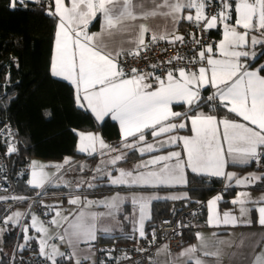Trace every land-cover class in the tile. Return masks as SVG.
<instances>
[{"label":"snow or ice","instance_id":"obj_1","mask_svg":"<svg viewBox=\"0 0 264 264\" xmlns=\"http://www.w3.org/2000/svg\"><path fill=\"white\" fill-rule=\"evenodd\" d=\"M39 4L41 0H8V8L27 7L29 3ZM154 7L145 8L142 0H69L70 6H66L65 0H53L47 8V15L58 20L55 32V52L50 61L49 72L53 77L63 78L74 86L75 104L80 108H86L94 114L97 121H103L110 116L119 122L122 139L127 141L133 138L132 143H126V148H136L143 142V147L138 150L144 153H152L174 144H182L181 152L173 151L167 155L154 156L146 162L137 165V168L150 169L160 165L158 170L147 172H135L119 170V176L112 177L107 173L112 184H140L141 186H156L157 184H169L172 182L184 183V169L190 168L193 173H207L216 177H227L231 180L233 173L224 171L227 164V156H231L233 162L247 163L250 159L259 160L264 152V64L251 67L248 61L255 60L257 53L247 49L255 46L264 47V39L250 33L259 31L264 36V0H236L235 7L229 0H220L219 11L209 15L206 8L211 0H162ZM167 9V11H162ZM185 9L191 11L181 17ZM232 11L236 14L234 24L229 21ZM100 14L103 18L100 33L89 34L86 30L90 22ZM171 17L173 25L179 23L181 18L197 26L202 25L204 30L217 27L218 21L223 24V39L216 46L220 57L214 56V46L207 44L189 61L193 66L199 64L195 70H186L184 67L169 68L156 75L157 64L150 65L153 71H140L131 68L128 72L121 67L120 60L124 56L140 57L141 53L149 49L145 41V34L151 30L145 24L136 28V35L129 43L134 47L125 49L115 45V37L131 32L129 22L137 19H148L155 16ZM242 28L243 31H238ZM181 35H170L167 32L151 34V42L167 40L170 44L183 43ZM194 43L199 44L196 40ZM264 55V51L260 53ZM243 58V62H242ZM173 60L184 61L183 56H174L166 63L171 65ZM18 66V65H17ZM211 87L214 89L207 101H219L226 110L241 117L244 122L239 123L228 119L217 120L216 116L205 115L203 112L188 116L187 112L172 110L174 104L187 105L192 111L199 107L202 100L201 91ZM190 120L191 136L168 135L166 140H157L156 143H147L145 132L150 131L153 138L164 134H171L179 129L187 127L184 119ZM174 121H179L174 122ZM251 125V126H250ZM222 126V127H221ZM81 135L80 151H96V142L100 148L109 146L97 135L88 133ZM159 145V147H157ZM16 151L14 146L8 147V154ZM124 159L123 155H117L110 161L115 165L117 161ZM67 163V158L66 161ZM59 167V166H58ZM264 177L250 175L243 179H236V184L247 185ZM46 174L32 172V179L28 184L34 187H43ZM79 187V185L77 186ZM88 187H94L89 184ZM245 193L238 195L232 201L240 205V215L247 217L251 211L245 205L248 203ZM12 199H24L23 197H11ZM185 197H140L133 198V203H139V236L144 237V221L150 219L147 212L148 202L154 199H183ZM3 199V198H0ZM221 197H214L208 201L211 210ZM79 197L72 198L69 203L78 204ZM91 204L92 202H88ZM119 198H113L105 203L106 208L116 209ZM257 223L264 227V203L257 209ZM21 213H14L5 218L4 223H19ZM104 214L87 215L81 211L73 220L69 221L65 235L69 237L68 243L77 241L91 242L97 239V218ZM112 215V211L108 212ZM59 218V219H58ZM61 220L68 221V217H62L57 211L51 221L59 224ZM167 223V222H166ZM208 225L219 227L223 225L237 226L240 223L251 224L250 219L239 221L236 216L225 212L221 220L219 214H210ZM38 218L32 216V227L38 232H47L41 223L37 227ZM28 227L24 228L27 233ZM105 233L110 229H103ZM153 235H155L153 233ZM197 237L202 239L201 234ZM30 239L27 235L25 240ZM59 239L64 240L62 235ZM46 241L40 240V255L56 264V257L63 256L55 246L52 251L46 252ZM21 248L24 245H20ZM197 249L193 246L184 253L194 254ZM207 255L219 257L220 253L205 252ZM127 258V257H126ZM264 261V253L256 256L255 264ZM79 264V261H77ZM195 264H203L197 258Z\"/></svg>","mask_w":264,"mask_h":264},{"label":"crops","instance_id":"obj_2","mask_svg":"<svg viewBox=\"0 0 264 264\" xmlns=\"http://www.w3.org/2000/svg\"><path fill=\"white\" fill-rule=\"evenodd\" d=\"M53 3V0H51ZM162 0H155V3H161ZM235 2V0H234ZM51 3V4H52ZM142 3L145 8L151 9L154 7L153 0H142ZM66 6H70L69 0H65ZM162 11H167V9H162ZM189 11L194 15L195 10H188L185 9L181 12V17L184 15L189 14ZM98 18V26L96 28H89V25L87 27V31L89 34H97L101 32L102 24H103V18L100 16V14H97ZM182 19V18H181ZM236 14L234 12L233 19L229 21V23H235ZM94 20V19H93ZM92 20V21H93ZM91 21V22H92ZM90 22V23H91ZM179 23L173 25L172 18L165 17V16H155L150 17L148 19H137L134 22H129L128 27L132 28L131 32H125L123 35H117L115 37V45L116 46H122L125 49H130L134 47L133 44L129 43V40L136 35V28L140 24H145L147 27L151 30L149 33L145 34V38L151 39V34L153 32L155 33H161V32H167L170 35H181L179 31ZM58 23V20H57ZM222 28L221 27L219 33L220 37L222 35ZM56 32V29H55ZM257 37L264 39V36H261V33L259 31H256ZM219 37V40H220ZM220 41L216 44V46L219 44ZM215 46L214 48V56L220 57V53L218 51V48ZM256 47V46H255ZM249 51H255L256 49L249 48L247 49ZM55 52V36L53 40V47H52V54L51 58L54 55ZM252 61H248L250 66L252 65ZM243 62V58H242ZM256 67V66H251ZM58 78V77H55ZM64 81H67L63 78H58ZM70 83L69 81H67ZM71 84V83H70ZM73 86V85H72ZM74 88V86H73ZM209 90V96L212 95L214 92V89L211 87L206 88ZM204 90V89H203ZM202 90V91H203ZM201 91V94H202ZM219 103V101H217ZM175 106H181L179 104H174L172 106L173 111L177 112H187V115L190 117L192 115L198 114L200 112H203L205 115H213L217 117V120H223L228 119L230 121L239 122V123H247L242 120L241 117H238L236 114L232 113L234 117H226V116H219L216 113H211L209 111H204L200 107L197 108V111L190 112L188 110L187 105H183L185 107V110L177 109ZM86 109V108H85ZM195 109V108H194ZM90 112V110H88ZM91 113V112H90ZM231 113V112H230ZM92 114V113H91ZM94 116V114H92ZM95 117V116H94ZM111 121H113L118 128L120 141L118 143H110L109 141L105 140L100 136L98 133V137L101 138L106 145H108V148L101 149L99 142H96V151L92 152L91 149L89 151H80V140L81 135L80 134H88V133H95V131H89V132H79L78 138H77V150L78 152L84 154V158L77 160V161H71L70 158H66L57 161V162H50L45 161L46 165L54 168V173L51 175V177L46 179L44 185L49 184V188L51 184L56 183L57 184V191L60 195H66V194H74L79 193L80 195H83L84 197L93 198L98 197L101 194L102 196L104 194L107 195H116L119 198V205L116 215V220L111 223L110 222H104L103 223V229H110V232L105 233L102 231L103 229L100 228V220L102 219V216H98L97 218V239L95 241L91 242H83V241H77L72 244L68 243L69 237L65 235V229L68 228L69 221L73 220L81 211H83L86 216L90 214H103L101 212V208L93 203H88V201H83V203H80L79 205H73L76 207V210H74L70 215L68 216V221H65L61 225V232L65 236V242L68 247L67 254L68 257L66 259H63V263L67 264L68 262H73L74 260H78L83 258L82 261H87L92 259V244L98 243L99 245L106 246L111 242H115L116 239H119L125 235H134L135 240L131 241L129 243H139L143 237L139 236L138 228L135 224L137 218H139V203H133V198H140V197H185L187 196L186 187H187V174L193 173L190 168L185 167L184 169V183H176L172 182L169 184H157L156 186H141L140 184H112L110 183L109 177H105L106 181H104V177L102 176L99 180L98 186L94 188L90 187H84L85 182H91L95 181L96 176L101 174L104 175L106 168H110L111 176L117 177L119 176V170L124 169L125 171H132L134 174L135 172H147L149 170H158L160 165L153 166L150 169H144V168H137V165L141 164L142 162H146L149 159L153 158L154 156L159 155H167L169 152L178 151L182 153L183 156V148L182 144H174V145H168L159 151H154L152 153H144L141 155L139 152V148L143 147V142L138 143L136 148H126L124 145L126 143H132L133 138H128L127 141L122 139L119 122L113 120L110 116H107ZM106 118V117H105ZM184 122L186 123L187 127L184 129H179L174 133L171 134H164L158 138H153L150 135V131L145 132L146 142L147 143H156L157 140L163 141L166 140L168 135H178V136H191L192 132L190 131L191 124L190 120L187 119V117L183 118ZM179 122V121H174ZM251 126V125H250ZM222 127V126H221ZM96 135V134H94ZM159 147V145H157ZM108 156L109 162H104L103 165L99 164V161L102 160L101 157L104 155ZM117 155H123L124 159L117 161L115 165L111 164L110 161L115 158ZM96 156L94 159L92 157ZM261 162L259 164H255L254 159H250L247 163H239V162H233L231 156H227V164L225 166L224 171L226 173H233L234 176L231 180H229L227 177H216L209 175L207 173H193L197 175L207 176V177H216V178H222L223 184L225 185V188H234L235 194L231 198V205H222L221 200L222 196L220 192H213L211 195H209L204 201H205V209L201 213L202 217H199L197 220L195 218V228L194 230H189L185 232L184 234V242L181 246L177 248H171L166 243H162L158 246L156 250L157 254V262L158 264H195V260L199 258L203 261V264H255V258L257 255L264 253V227H261L256 221L258 218L257 209L259 206H261V203H264V184L262 183V180H257L254 183L247 184V185H238L236 184V179H243L245 177H248L250 175H255L257 177H263L264 176V152L261 153ZM91 158V159H90ZM124 160H127L126 163H121ZM34 160L31 161L32 164L36 165ZM253 167L247 169L245 172L237 171L236 169L230 168V166H239V165H248L251 164ZM90 164V165H88ZM38 165V164H37ZM59 166V167H58ZM80 168V169H79ZM73 169H79L77 172V176L75 178H72L68 176V172ZM105 169V170H104ZM109 171H106L108 173ZM29 175V173H28ZM27 175V176H28ZM30 177V175H29ZM71 179H73L75 182L78 180L82 181V184H78L79 187H75L74 189H69L65 186V184ZM29 180V179H28ZM76 185V186H78ZM84 185V186H83ZM106 185V187L104 186ZM31 186V185H30ZM34 187V186H33ZM89 190V191H88ZM245 193L246 196L243 197L248 201V203L245 205L248 209L251 211L249 212V215L247 217L240 215V205L239 204H233L232 201L238 197L239 194ZM45 194V193H44ZM220 196L221 199L217 201L216 205L213 207V209L209 210L208 207V201L212 200L214 197ZM183 198V199H185ZM183 199H169L171 201H177V200H183ZM157 200H164V199H154L148 202V209L147 212L150 215L151 210V204L153 201ZM24 203H27L28 206L31 204L30 199H26L23 201ZM21 202V203H23ZM15 207V206H13ZM11 207L10 209H12ZM29 207V206H28ZM31 207V205H30ZM8 209L6 213L10 210ZM32 209V208H31ZM225 212L231 213L233 216H236L239 221H244L246 219H250L252 221L251 224H243L240 223L235 227H232L231 225H223L221 224L219 227H212L208 225V218L209 215H216L219 214L220 219H223V214ZM5 213V215H6ZM149 219H146L144 223V231L145 230L146 222ZM191 231V232H190ZM201 234L202 239L197 237V234ZM123 239V238H122ZM126 240V239H125ZM195 247L197 251L194 254H187V249L190 247ZM219 252V257L213 256V255H205V252ZM261 264H264V261H261Z\"/></svg>","mask_w":264,"mask_h":264},{"label":"trees","instance_id":"obj_3","mask_svg":"<svg viewBox=\"0 0 264 264\" xmlns=\"http://www.w3.org/2000/svg\"><path fill=\"white\" fill-rule=\"evenodd\" d=\"M45 3V0H41L39 4L30 2L27 7L10 9L7 6L8 0H0V127L9 122L14 129L17 153L9 159V166L14 176L16 193L24 197L36 195L38 192L37 187L27 183L28 171L19 173L23 165L27 164L28 169L31 158L37 157L50 162L64 158H70L71 161L84 158L85 155L77 150L79 132L95 131L110 143L120 141L117 125L113 121L108 117L97 121L87 109L75 104L74 88L70 83L50 75L57 19L47 15ZM97 26L98 18H95L89 28ZM180 27L179 24L181 33ZM220 29L210 30L212 35L218 37V41ZM255 49L257 57L251 66L258 67L264 64V55L260 54L264 47L257 45ZM208 96L209 90L204 89L199 105L202 110L219 116L234 117L219 103L212 105L207 101ZM175 107L185 110L184 106ZM199 107L190 112L197 111ZM126 162L127 160H124L121 163ZM251 167L252 163L230 166L240 172H245ZM222 183V178L188 173L186 198L177 201H153L145 230L148 231L152 223L161 216L169 214L172 207L195 204L199 200H205L213 192L221 193L222 205H231L234 188L221 189ZM262 183L264 184V179ZM50 189L46 187L41 194ZM202 214L196 220L202 217ZM16 229L17 227L4 228L1 234L5 247L12 249L17 238L19 244L21 234L18 237ZM115 243L138 246L122 238L116 239ZM34 244L28 245L22 251H33L36 249ZM16 251L22 252L17 248ZM9 257V252L1 253L0 264H7Z\"/></svg>","mask_w":264,"mask_h":264},{"label":"built area","instance_id":"obj_4","mask_svg":"<svg viewBox=\"0 0 264 264\" xmlns=\"http://www.w3.org/2000/svg\"><path fill=\"white\" fill-rule=\"evenodd\" d=\"M45 7L51 4L49 0H45ZM229 3L235 6L234 0H229ZM220 0H211V3L206 8V12L216 14L219 11ZM186 16V15H184ZM234 11H232L233 19ZM181 33L184 36V42H177L170 44L166 40H159L152 43L151 39L145 38L146 43L149 44V49L141 53L140 57L124 56L120 60L121 67L128 72L131 68H136L140 71H153L150 65L157 64L159 67L155 70L156 75H161L162 72L167 71L169 68L184 67L186 70H195L200 65L193 66L189 61L194 55H197L202 46L212 44L214 47L218 42V37L212 35L210 30H218L223 26L218 21L217 27L204 30L203 26H197L189 21L181 19L180 22ZM199 40L200 43L196 44L194 41ZM174 56L185 57L184 61L173 60L171 65L166 62ZM212 105L217 104V101H212ZM14 146L16 151L8 154V147ZM17 153V141L15 132L9 122H5L0 127V233L4 230L5 213L11 207L25 201L27 198L31 200V207L35 209L42 219L48 215L49 209L39 204V198L42 194L33 196H20L16 193L14 185V176L9 166V159ZM254 159L255 164L261 162ZM27 164L21 166L19 173L27 172ZM221 189L225 188L222 183ZM11 197H23L24 199H12ZM205 209V201L199 200L195 204L185 206H174L170 213L161 216L155 223H152L148 231L145 233L143 239L136 245H123L111 242L106 246L93 243L92 259L81 261L79 264H158L156 250L162 243H166L171 248H177L184 242V234L189 230L195 228V218L198 217ZM167 222V223H166ZM153 233L155 235H153ZM129 242L134 241V235H125L121 237ZM127 257V258H126ZM7 264H48V262L39 254L33 251H16V245L9 257ZM77 264V263H73Z\"/></svg>","mask_w":264,"mask_h":264},{"label":"rangeland","instance_id":"obj_5","mask_svg":"<svg viewBox=\"0 0 264 264\" xmlns=\"http://www.w3.org/2000/svg\"><path fill=\"white\" fill-rule=\"evenodd\" d=\"M236 2V0H235ZM235 7V6H234ZM235 22V21H234ZM230 24H234V23H230ZM238 31H243L242 28H238ZM251 35H255L256 31H253L250 33ZM223 39V28H222V35L220 37V40ZM219 40V41H220ZM93 134H96L97 136L98 133L95 132ZM81 143V140H80ZM110 154L107 153V155H104L101 157L102 160L99 161L100 165H103L104 162H109V156ZM34 160L33 162H35L36 165L32 164L31 161ZM38 164V165H37ZM90 165V164H88ZM80 169V168H79ZM79 169H73L71 171H69L67 174L68 176L75 178L77 176V172L79 171ZM36 171L37 173L43 172L46 174V179L50 178L51 175L54 173V168L46 165L45 161L40 159V158H31L29 163H28V173L30 175H28V179H32V172ZM105 170V169H104ZM106 171H111L110 168H106ZM105 171L104 175H97L95 181H91V182H85V186L84 187H88L89 184L94 185V187L98 186L99 180L100 178L103 176L104 177V181H106V178L108 177L107 173ZM108 172V173H109ZM111 173V172H110ZM107 176V177H106ZM106 177V178H105ZM80 185L82 184L81 180H78L77 182H75L73 179H71V181L69 180L65 186L68 187L69 189H74L75 187H77L76 185ZM49 184L43 185V187H37L38 188V192L37 194H40L42 190H44L46 187H48ZM106 187V185H104ZM51 189L48 191H45V194H42V197L39 198V204L43 207H46L49 209L48 215L45 218H41L40 216H38V213L35 209H33L32 207H30L31 204H29L28 206L26 205L27 203H19L17 205H15V207H13L12 209H10L6 215L5 218L8 216H12L14 213H21L22 215L19 218V223H13V222H8L5 223L4 228H14L17 227L16 229V234L19 237V235L21 234L20 240H19V244H18V238L16 240V242L14 243V246L12 249L7 248L3 245L2 243V234L0 233V256L1 253H5L6 251L9 252V255L12 254L15 245L16 248L18 249V251H22L24 248H27L28 245H32V243H35L34 245H36V249H34L33 251L36 252L37 254L40 255V240L44 239L46 241V252H51L52 251V246H55L58 251L60 253H63V256H57L56 257V264H64L62 261L63 259H66L68 257L67 254V245L65 240H61L59 239L60 236H62V232H61V225L65 222L64 220H61L59 224H52L51 221L53 220V217L56 216L57 211H59L61 213L62 217H68L70 215V213H72L74 210H76V207L71 205L69 203V201L72 198H76L79 197V203H83V201H93V203L95 204V206L97 205L98 207L101 208V212L104 214L102 216V219L100 220V228L103 229V223L104 222H114L116 220V215L117 212L119 211L118 209H109L106 208L104 206L105 203L111 202L113 200V198H118L116 195H107L104 194L103 196L101 194H98L100 196L98 197H93V198H87L84 197L83 195H80L79 193H74V194H64V195H60L57 193V191L55 189H57V184L53 183L50 185ZM94 187H90V188H94ZM89 191V190H88ZM32 208V209H31ZM112 211V215H108V212ZM36 216L38 218V224L37 227L40 226V224L42 223L43 226L47 229V232H38L36 230V228H33L32 225V216ZM4 218V220H5ZM59 219V218H58ZM139 218H137L135 224L137 226V228H139ZM146 221V220H145ZM144 221V223H145ZM28 227V231L27 233L24 232V228ZM30 237V239H28L27 241L25 240V236ZM35 240V242H33ZM81 242V241H80ZM20 245H24L23 248L20 247ZM41 257H43L48 264H52L51 260L47 259L45 256L40 255ZM83 260V258L78 259V260H74L73 262H68L67 264H73V263H77V261L81 262Z\"/></svg>","mask_w":264,"mask_h":264}]
</instances>
